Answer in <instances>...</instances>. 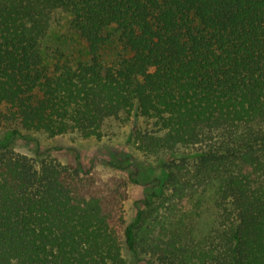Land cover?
I'll return each mask as SVG.
<instances>
[{
  "label": "trees",
  "instance_id": "16d2710c",
  "mask_svg": "<svg viewBox=\"0 0 264 264\" xmlns=\"http://www.w3.org/2000/svg\"><path fill=\"white\" fill-rule=\"evenodd\" d=\"M58 11L89 64L41 66ZM114 123L162 175L36 137L100 141ZM0 126V264H264V0H0Z\"/></svg>",
  "mask_w": 264,
  "mask_h": 264
},
{
  "label": "rangeland",
  "instance_id": "374dc122",
  "mask_svg": "<svg viewBox=\"0 0 264 264\" xmlns=\"http://www.w3.org/2000/svg\"><path fill=\"white\" fill-rule=\"evenodd\" d=\"M70 15L65 12L58 11L53 14L45 37L39 45L40 64L45 68L52 69L57 60H67L73 64L91 62V55L88 45L74 30L70 27ZM121 55V48L113 39L108 42L101 50L100 56L104 64L110 65L118 61ZM133 124L112 125V135L98 141L96 139H82L77 135H66L56 138L37 134L36 137L44 149L55 147L74 148L76 149L85 164L92 158L99 157L109 159L115 156L119 161L137 163L142 169L143 182L148 181L153 176L162 175L161 169H158L157 162L145 157L136 149L132 140L131 132ZM6 138V128L0 126V142H4ZM15 150L33 156L32 146L25 141H18L14 144ZM50 157L58 160L62 164L74 165L73 156L66 151H52ZM96 169L105 178L118 176L127 179L125 173L120 172L104 161L96 166ZM144 187L130 184L129 196L125 203V214L128 224H132L136 219L135 201L143 197ZM124 255L129 262L134 260L132 254L125 249Z\"/></svg>",
  "mask_w": 264,
  "mask_h": 264
}]
</instances>
